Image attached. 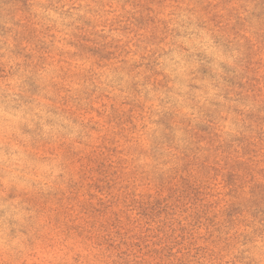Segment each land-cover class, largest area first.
Segmentation results:
<instances>
[{"label":"rangeland","instance_id":"374dc122","mask_svg":"<svg viewBox=\"0 0 264 264\" xmlns=\"http://www.w3.org/2000/svg\"><path fill=\"white\" fill-rule=\"evenodd\" d=\"M0 264H264V0H0Z\"/></svg>","mask_w":264,"mask_h":264}]
</instances>
